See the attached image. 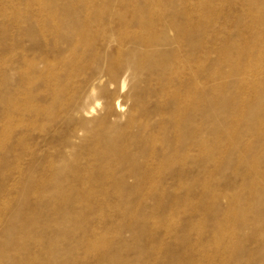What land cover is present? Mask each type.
I'll list each match as a JSON object with an SVG mask.
<instances>
[{
  "label": "rangeland",
  "instance_id": "374dc122",
  "mask_svg": "<svg viewBox=\"0 0 264 264\" xmlns=\"http://www.w3.org/2000/svg\"><path fill=\"white\" fill-rule=\"evenodd\" d=\"M0 264H264V0H0Z\"/></svg>",
  "mask_w": 264,
  "mask_h": 264
},
{
  "label": "bare ground",
  "instance_id": "6f19581e",
  "mask_svg": "<svg viewBox=\"0 0 264 264\" xmlns=\"http://www.w3.org/2000/svg\"><path fill=\"white\" fill-rule=\"evenodd\" d=\"M119 63H120V61H119ZM118 62L117 63H115V64H117V66H118V64H119ZM115 69H112V70H110L109 71V75H111V76H114L115 74ZM122 83V82H121ZM126 83V82H125ZM90 90V89H89ZM118 104V103H117ZM96 107L98 106V103L96 102ZM89 110H90V112L91 113H93L94 111H95V106H93V107H90L89 108ZM113 115V109L111 108V107H108L107 108V111L104 113V116L102 117V120L103 121H106L107 119H110V117ZM237 119V118H236Z\"/></svg>",
  "mask_w": 264,
  "mask_h": 264
}]
</instances>
